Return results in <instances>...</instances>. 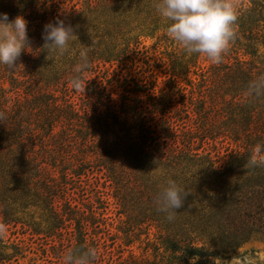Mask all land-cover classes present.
Returning a JSON list of instances; mask_svg holds the SVG:
<instances>
[{
  "label": "trees",
  "instance_id": "1",
  "mask_svg": "<svg viewBox=\"0 0 264 264\" xmlns=\"http://www.w3.org/2000/svg\"><path fill=\"white\" fill-rule=\"evenodd\" d=\"M56 1L21 0L18 7L9 6L0 12L7 13L10 20L22 15L31 45H42V26L48 16L53 17V23L61 19L59 9L64 0ZM253 1L256 6L250 11H236L233 36L219 62L207 57L202 60L203 54L188 55L182 50L181 56L172 61L169 84L164 89H126L119 102L103 82L86 76H80L89 87L85 88L86 95L80 93L79 103L68 95L67 86L61 95L37 88L27 65L21 68L17 61L11 70L0 66V225L15 227L18 223L10 219L14 211L7 199L21 189L20 204L29 195L47 202L57 224V242L52 244L51 239L43 244L50 245L57 259H64L70 252L79 255L91 250L94 258L90 264H113L105 256L103 237L97 236L107 232V219L103 217L106 206L97 212L89 204L85 222L76 220L75 227L69 229L71 218L66 215H85V211L79 213L80 207L70 203L54 171L59 167L63 180L75 174L88 182L95 178L93 174L102 173L117 191L119 185L138 175L134 168L137 161L152 158L179 172L182 181L189 177L187 174L197 175L199 186L194 193L190 187L177 185L186 196L171 220L158 210L155 187H151V194L138 190L142 222L161 224L169 256L164 263L148 259L136 262L131 257L129 263L120 264H209L218 255L214 247L230 251L254 239L264 241V164L248 163L254 146L264 147V92L249 94V85L264 76L254 45L264 46V0ZM82 2L87 9L102 4L111 10H123L127 4H151V0ZM242 51L247 59L239 56ZM207 61L209 64L204 65ZM130 86L126 84V88ZM140 92L145 100L137 95ZM74 132L80 139L75 143ZM8 192L12 193L6 196ZM60 192L64 194L58 204ZM63 221H68L64 227ZM29 228L39 234L32 227L25 231ZM2 237L0 234V244L4 242ZM21 242H11L13 254L0 252V264H18L19 258H24ZM48 264L64 261L48 260Z\"/></svg>",
  "mask_w": 264,
  "mask_h": 264
},
{
  "label": "rangeland",
  "instance_id": "2",
  "mask_svg": "<svg viewBox=\"0 0 264 264\" xmlns=\"http://www.w3.org/2000/svg\"><path fill=\"white\" fill-rule=\"evenodd\" d=\"M82 1L64 0L59 9L61 20L65 24L73 26V32L77 36V41L71 46L72 55L66 53L57 59L48 55L46 48H41L31 54L24 53L21 58H18L21 68L24 65L30 67L34 85L37 88L56 91L57 95H61L67 86L68 95L81 103L80 93L83 96L86 95L85 88L89 87V84L83 83L79 90H75L69 81L74 75L72 69L78 62V51L83 45L88 46V67L80 73V76L94 79L97 83L103 82L112 97L118 102L125 94L126 89H139L145 92L151 89H156V91L164 89L169 84L172 61L175 57L181 56L183 49L163 30L162 22L154 11L156 0H151L149 6L131 7L127 4L123 10L107 9L102 4L98 5L96 9H87ZM20 2L21 0H0V9L9 6L18 7ZM53 2L57 3L58 1L53 0ZM231 3L235 12L238 10L240 12L250 11L256 6L253 0H231ZM51 11L52 9L48 10L49 13ZM61 11H64V14ZM262 15L264 16V11H262ZM52 21L53 17L49 15L47 23ZM254 45H257L258 60L264 67V46L257 43ZM31 47L35 50L41 45L33 43ZM239 56L247 59L243 56V51L239 53ZM23 57L27 59L25 60ZM205 57L203 54L202 60ZM229 58L231 59L232 56ZM208 64L209 61L204 62V65ZM177 80L181 85L184 84L182 79ZM127 83L131 85L129 88H126ZM136 84H139L138 87ZM5 86H9V84L6 83ZM142 94L141 92L137 93L145 100V96L143 97ZM132 95H135V92ZM74 136H76L74 140H71L73 143L75 140L78 142L80 139L77 138L76 132H74ZM134 168L138 175L127 181L126 184L119 185L117 191L113 188L112 180H108L109 178L102 173L93 174L96 176L89 179V182L86 177L82 176L81 179H78L75 174H71L70 179L63 180L59 167L56 168L54 171L56 181L63 186L70 203L80 207L79 213L85 211V215L76 213L66 215L67 218H71L69 229L75 227L76 220L81 219L80 221L85 222L84 218L87 216L89 204H92L97 212L106 206L103 217L107 219L105 223L107 232L97 235L103 237L106 249H101V252H104L105 249L106 258H110L113 264H120V261L129 263L131 257L135 258L136 262L148 259L149 262L162 260L164 263V259H168L169 256L164 246V232L161 231L159 222H142V204L138 200V190H144L151 194V187H155L154 193L157 194L168 180L178 177L172 181L177 185H183L184 188L190 187L196 193L199 179L197 175L190 177L187 174L189 177L182 181L179 178V172L174 173L167 169L163 163L152 158L146 159L144 162L137 161ZM20 190L17 189L14 195H10L12 192L6 194V196L10 195L7 205L14 211V217H10V219L16 220L18 223L15 227L14 224L0 225V234L3 235L2 240L4 241L0 244V252L13 254L11 242L22 241L20 245L25 248L24 258H19L18 264H33L32 259H35L37 264H48V260L53 263L64 261V259L59 260L54 256L53 251L49 249V244L47 246L43 244L51 242V239H53L52 244L57 242V230L54 228L57 224L48 211L47 202L38 199L39 196L29 195L23 196V202L20 204ZM62 194L64 193L60 192L57 195L58 204L62 203L59 198ZM14 201L15 203H13ZM119 212H124V214H119ZM63 223L64 227L68 221H63ZM27 227L37 229L39 234H33L31 228L25 231ZM88 227L91 232V225L88 224ZM100 228H103V225ZM22 231L25 232L22 233ZM45 234L52 236L45 238ZM216 248L214 247L213 250L218 255L211 259L209 264H264V241L260 239L251 240L230 251H221ZM43 249L46 251L44 252Z\"/></svg>",
  "mask_w": 264,
  "mask_h": 264
},
{
  "label": "clouds",
  "instance_id": "3",
  "mask_svg": "<svg viewBox=\"0 0 264 264\" xmlns=\"http://www.w3.org/2000/svg\"><path fill=\"white\" fill-rule=\"evenodd\" d=\"M154 11L167 36L188 55L204 54L210 61L219 62L233 36L236 12L231 0H156ZM41 39L44 43L33 50L26 19L18 14L10 20L7 13L0 12V66L14 69L22 52L31 54L41 48H46L47 54L57 59L66 53L72 55L71 46L77 41V36L73 26L56 19L54 23L42 26ZM78 57L72 69L74 75L69 81L75 90H79L83 84L80 73L88 67V46L81 45ZM261 92H264V76L249 85L250 95ZM253 153L248 163L252 166L264 164V147L255 145ZM182 191L174 181L168 180L157 193L158 210L167 213L169 220L173 219L175 210L182 207L186 196L182 195ZM92 258L94 253L91 250L79 255L70 252L65 255L64 264H90Z\"/></svg>",
  "mask_w": 264,
  "mask_h": 264
}]
</instances>
